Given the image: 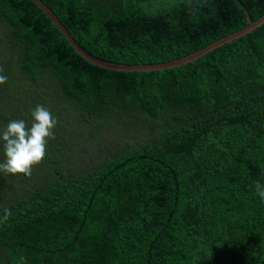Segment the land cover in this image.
Instances as JSON below:
<instances>
[{"label": "trees", "instance_id": "trees-1", "mask_svg": "<svg viewBox=\"0 0 264 264\" xmlns=\"http://www.w3.org/2000/svg\"><path fill=\"white\" fill-rule=\"evenodd\" d=\"M42 1L89 54L123 64L181 58L264 13V0ZM0 68V130L30 127L36 105L57 120L31 176L0 172V264H264V23L179 66L119 71L78 54L33 0H0Z\"/></svg>", "mask_w": 264, "mask_h": 264}, {"label": "clouds", "instance_id": "clouds-1", "mask_svg": "<svg viewBox=\"0 0 264 264\" xmlns=\"http://www.w3.org/2000/svg\"><path fill=\"white\" fill-rule=\"evenodd\" d=\"M7 82V76L0 68V84ZM33 123L30 127L26 121L11 120L0 130L5 159L0 162V172L21 173L31 176L33 165L39 164L46 155L49 139H55L54 128L57 120L43 105H36L32 110ZM256 194L264 199V186L255 184Z\"/></svg>", "mask_w": 264, "mask_h": 264}, {"label": "water", "instance_id": "water-1", "mask_svg": "<svg viewBox=\"0 0 264 264\" xmlns=\"http://www.w3.org/2000/svg\"><path fill=\"white\" fill-rule=\"evenodd\" d=\"M39 7L49 16V18L53 21V23L57 26L60 32L64 35V37L68 40L70 45L76 50L78 54H80L83 58L95 64L99 67L112 69V70H119V71H154V70H162L167 68H172L175 66H179L190 61H193L199 58L201 55L223 45L233 39H236L251 30L255 29L256 27L260 26L264 23V13L255 21H251L248 17V25L232 32L218 40H215L205 47L196 50L186 56H183L178 59L170 60L167 62H159L153 64H123V63H116L111 61H106L99 59L91 54H89L86 50H84L79 43L73 38L72 34L65 28L63 23L59 20V18L55 15V13L45 4L42 0H33Z\"/></svg>", "mask_w": 264, "mask_h": 264}, {"label": "rangeland", "instance_id": "rangeland-1", "mask_svg": "<svg viewBox=\"0 0 264 264\" xmlns=\"http://www.w3.org/2000/svg\"><path fill=\"white\" fill-rule=\"evenodd\" d=\"M105 137V141H106V143L109 141V134L108 135H105L104 136ZM108 145V144H107ZM109 146V145H108Z\"/></svg>", "mask_w": 264, "mask_h": 264}]
</instances>
